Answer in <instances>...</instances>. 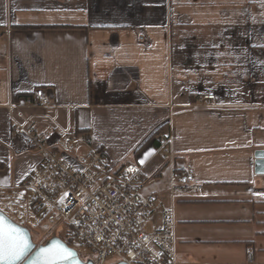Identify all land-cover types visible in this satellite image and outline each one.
<instances>
[{
    "label": "crops",
    "instance_id": "obj_1",
    "mask_svg": "<svg viewBox=\"0 0 264 264\" xmlns=\"http://www.w3.org/2000/svg\"><path fill=\"white\" fill-rule=\"evenodd\" d=\"M0 29V195L39 161L15 125L72 155L87 135L172 209L177 264H264V0H0ZM36 89L49 106L22 103Z\"/></svg>",
    "mask_w": 264,
    "mask_h": 264
},
{
    "label": "built area",
    "instance_id": "obj_2",
    "mask_svg": "<svg viewBox=\"0 0 264 264\" xmlns=\"http://www.w3.org/2000/svg\"><path fill=\"white\" fill-rule=\"evenodd\" d=\"M21 100L24 105H50L42 89ZM215 101V95H203L199 105L208 107ZM13 128L15 135L25 133L28 150L36 151L39 158L17 187L26 193L24 213L38 215L48 224L36 245L52 238L75 239L89 251L85 262L92 264H177L173 211L156 209L155 196L143 192L140 166L113 162L105 151L88 146L87 135L80 139L87 150L72 155V138L62 150L52 147L30 125ZM170 140V136L160 138L159 153L164 160L172 159ZM176 180L182 191L202 189L191 164L179 169Z\"/></svg>",
    "mask_w": 264,
    "mask_h": 264
},
{
    "label": "snow or ice",
    "instance_id": "obj_3",
    "mask_svg": "<svg viewBox=\"0 0 264 264\" xmlns=\"http://www.w3.org/2000/svg\"><path fill=\"white\" fill-rule=\"evenodd\" d=\"M73 255L59 243L33 252L26 234L0 218V264H70Z\"/></svg>",
    "mask_w": 264,
    "mask_h": 264
},
{
    "label": "rangeland",
    "instance_id": "obj_4",
    "mask_svg": "<svg viewBox=\"0 0 264 264\" xmlns=\"http://www.w3.org/2000/svg\"><path fill=\"white\" fill-rule=\"evenodd\" d=\"M26 199V193L24 191H17L13 195H0V211L7 215L14 223L28 227L31 229V237L34 243H39V234L48 228V224L41 220L38 215L27 216L24 213V203ZM63 240L74 249L81 260L86 261L89 258V251L82 246L75 239ZM210 264H248L247 262H232V261H217Z\"/></svg>",
    "mask_w": 264,
    "mask_h": 264
},
{
    "label": "water",
    "instance_id": "obj_5",
    "mask_svg": "<svg viewBox=\"0 0 264 264\" xmlns=\"http://www.w3.org/2000/svg\"><path fill=\"white\" fill-rule=\"evenodd\" d=\"M254 158H255V163H254V165H255V173L258 174V175H264V150L255 151ZM0 218H3L5 223L11 224L12 226L18 228L21 232L26 234L27 239L29 240V242L33 246V252L37 251L41 247H48V246H50V245H52L54 243H59L60 245H62L63 247H65L66 249H68L70 252H72L74 254L70 258V264H92V262H90V261L85 262V261L81 260V258L79 257L78 253L74 249L69 247L64 241H62L59 238H52L45 245H39L38 246L32 240L31 233L26 227L20 226V225L14 223L2 211H0ZM118 264H124V263H118Z\"/></svg>",
    "mask_w": 264,
    "mask_h": 264
}]
</instances>
